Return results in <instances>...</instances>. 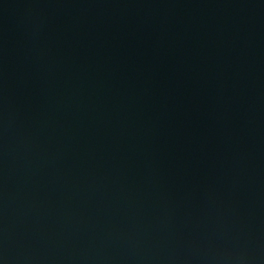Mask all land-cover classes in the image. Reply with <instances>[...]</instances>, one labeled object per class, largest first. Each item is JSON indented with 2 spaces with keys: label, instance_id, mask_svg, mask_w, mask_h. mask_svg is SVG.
Instances as JSON below:
<instances>
[{
  "label": "water",
  "instance_id": "obj_1",
  "mask_svg": "<svg viewBox=\"0 0 264 264\" xmlns=\"http://www.w3.org/2000/svg\"><path fill=\"white\" fill-rule=\"evenodd\" d=\"M0 264H264V0H0Z\"/></svg>",
  "mask_w": 264,
  "mask_h": 264
}]
</instances>
